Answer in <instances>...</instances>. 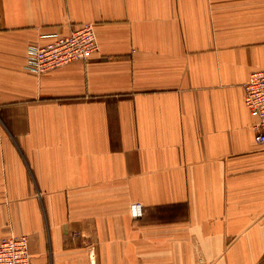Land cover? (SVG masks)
<instances>
[{
    "label": "crops",
    "instance_id": "0c3cea01",
    "mask_svg": "<svg viewBox=\"0 0 264 264\" xmlns=\"http://www.w3.org/2000/svg\"><path fill=\"white\" fill-rule=\"evenodd\" d=\"M85 22L92 58L27 68ZM263 68L264 0H0V237L33 264H264Z\"/></svg>",
    "mask_w": 264,
    "mask_h": 264
},
{
    "label": "built area",
    "instance_id": "2783aa9c",
    "mask_svg": "<svg viewBox=\"0 0 264 264\" xmlns=\"http://www.w3.org/2000/svg\"><path fill=\"white\" fill-rule=\"evenodd\" d=\"M98 50L96 24L85 22L67 33H53L45 44H29L27 68L41 75L75 61L88 60ZM244 89L245 105L256 118L254 140L264 147V68L251 73ZM0 264H33L28 234L0 237Z\"/></svg>",
    "mask_w": 264,
    "mask_h": 264
}]
</instances>
